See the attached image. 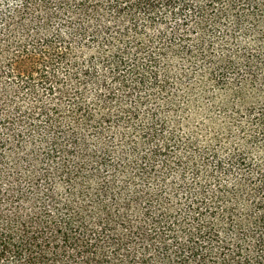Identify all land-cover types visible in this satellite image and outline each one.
<instances>
[{"label": "trees", "instance_id": "obj_1", "mask_svg": "<svg viewBox=\"0 0 264 264\" xmlns=\"http://www.w3.org/2000/svg\"><path fill=\"white\" fill-rule=\"evenodd\" d=\"M85 49L100 50L105 72L140 99L174 97L183 120L153 156L190 152L264 203V0H0V93L39 88L54 97L57 75L48 68L73 60L97 77L98 58L80 57ZM42 105L39 115L52 110ZM55 208L63 225L0 213V264H73L71 250L90 244L95 228L84 212L73 220L68 206ZM65 228L80 239L70 241ZM190 238L185 257L158 250L161 264H214L203 250L212 242L216 264H264V208Z\"/></svg>", "mask_w": 264, "mask_h": 264}, {"label": "rangeland", "instance_id": "obj_2", "mask_svg": "<svg viewBox=\"0 0 264 264\" xmlns=\"http://www.w3.org/2000/svg\"><path fill=\"white\" fill-rule=\"evenodd\" d=\"M100 53H79L98 58L97 77L84 74L82 61L49 67L57 75L54 97L39 88L0 93V213L63 225L55 207L68 206L73 220L84 212L95 228L86 233L90 244L71 250L73 264H142L144 256L143 264H161L158 250L185 257L190 233L203 225L225 227L264 208L249 186L190 152L153 156L183 120L174 97L143 92L140 99L105 72ZM42 104L52 110L39 115ZM65 230L70 241L79 238ZM203 250L220 261L213 242Z\"/></svg>", "mask_w": 264, "mask_h": 264}]
</instances>
